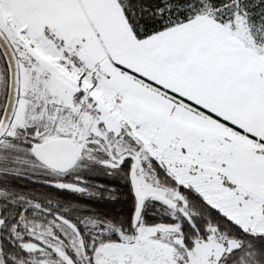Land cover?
I'll return each mask as SVG.
<instances>
[{"label": "snow or ice", "instance_id": "1", "mask_svg": "<svg viewBox=\"0 0 264 264\" xmlns=\"http://www.w3.org/2000/svg\"><path fill=\"white\" fill-rule=\"evenodd\" d=\"M0 264H264V0H0Z\"/></svg>", "mask_w": 264, "mask_h": 264}]
</instances>
